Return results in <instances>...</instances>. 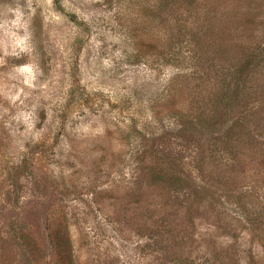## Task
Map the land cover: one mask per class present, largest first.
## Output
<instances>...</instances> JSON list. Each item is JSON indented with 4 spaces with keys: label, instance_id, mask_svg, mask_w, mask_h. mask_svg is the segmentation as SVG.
Masks as SVG:
<instances>
[{
    "label": "rangeland",
    "instance_id": "374dc122",
    "mask_svg": "<svg viewBox=\"0 0 264 264\" xmlns=\"http://www.w3.org/2000/svg\"><path fill=\"white\" fill-rule=\"evenodd\" d=\"M250 3L0 0V264H264Z\"/></svg>",
    "mask_w": 264,
    "mask_h": 264
},
{
    "label": "trees",
    "instance_id": "16d2710c",
    "mask_svg": "<svg viewBox=\"0 0 264 264\" xmlns=\"http://www.w3.org/2000/svg\"><path fill=\"white\" fill-rule=\"evenodd\" d=\"M163 1L164 0H151V2H150V0H146V2L149 4V9L152 10L149 12L153 14L152 19L155 21H157V18H158L157 16L159 15V11H160V8L163 4ZM187 1L190 2V0H187ZM249 6H250V11H249L250 16L248 18H246V21L241 20L239 22H234L233 18L226 17L227 19L222 20L221 22L215 23V24H247V26H245V29L241 30V32H239V35L237 36V38L231 41V43L234 41L233 44L236 43V45L238 47L240 46L243 49V53H244L243 55L245 56V60L241 61L240 65H238V63L233 64V67L237 68L239 66L238 70H237V72L240 73L237 75L239 78L243 77L242 74L245 71L251 70L253 68V66H255V60H259L258 56H257V50H255V49L263 43L262 38L260 40L256 41L255 37L258 36V34H256V33H260V26H258V25L264 23V17L260 16L261 13L259 12V9L257 8V6H253L252 3H250ZM212 19L213 18H208L206 23L209 22V25H211ZM256 26H258V27H256ZM200 27H201V25L198 26V28H200ZM255 27H256V29H253ZM209 33H210V31H208L205 34V37H207L209 35ZM203 40H205V38ZM198 61H197V63H198ZM202 61H203V59H202ZM207 68H209V74L212 75L213 77H216V72L213 71L211 69V67H207ZM244 81H245L244 82L245 88H248L249 85H250L249 86L250 88H253V89L258 88V87L253 86L256 84V82H254L252 79L245 78ZM213 101H214V99H213ZM242 205H243L244 209L249 210L248 203L244 202V203H242ZM253 209L254 208H252V210ZM252 214L257 217L256 218V222H257V221H259V219H258L259 216L264 215V211L259 212V210H254V212ZM261 254H263V256H264V252H262Z\"/></svg>",
    "mask_w": 264,
    "mask_h": 264
}]
</instances>
